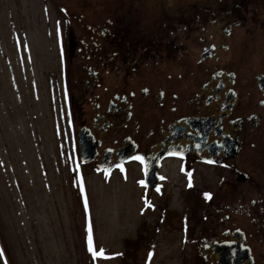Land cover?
<instances>
[{"label":"flooded vegetation","instance_id":"flooded-vegetation-1","mask_svg":"<svg viewBox=\"0 0 264 264\" xmlns=\"http://www.w3.org/2000/svg\"><path fill=\"white\" fill-rule=\"evenodd\" d=\"M44 2L82 165L129 174L145 210L191 197L178 264H264V0Z\"/></svg>","mask_w":264,"mask_h":264},{"label":"rangeland","instance_id":"rangeland-1","mask_svg":"<svg viewBox=\"0 0 264 264\" xmlns=\"http://www.w3.org/2000/svg\"><path fill=\"white\" fill-rule=\"evenodd\" d=\"M57 14L44 0H0L2 261L178 264L176 219L194 213L191 197L145 210L129 174L79 162Z\"/></svg>","mask_w":264,"mask_h":264},{"label":"water","instance_id":"water-1","mask_svg":"<svg viewBox=\"0 0 264 264\" xmlns=\"http://www.w3.org/2000/svg\"><path fill=\"white\" fill-rule=\"evenodd\" d=\"M73 41V39L71 38V36H69V38H68V44H69V48H70V51H71V47L73 46L72 44H71V42ZM84 134V131L83 130H80V132H79V140H80V146H81V156H80V161L81 162H85L86 160H89L90 158H91V156H89L88 154V147H87V145H85V143H84V140H83V138L81 137L82 135ZM0 264H4L3 263V261H2V257H1V255H0Z\"/></svg>","mask_w":264,"mask_h":264},{"label":"snow or ice","instance_id":"snow-or-ice-1","mask_svg":"<svg viewBox=\"0 0 264 264\" xmlns=\"http://www.w3.org/2000/svg\"><path fill=\"white\" fill-rule=\"evenodd\" d=\"M207 195V194H206ZM89 251L91 252L92 251V248H91V244L89 243ZM102 253H93V255H101Z\"/></svg>","mask_w":264,"mask_h":264}]
</instances>
